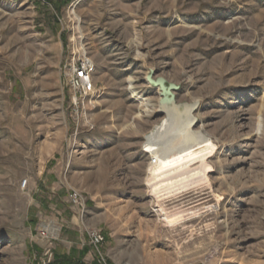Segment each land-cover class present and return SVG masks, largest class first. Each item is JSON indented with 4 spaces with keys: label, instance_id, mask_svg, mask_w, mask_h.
Instances as JSON below:
<instances>
[{
    "label": "rangeland",
    "instance_id": "obj_1",
    "mask_svg": "<svg viewBox=\"0 0 264 264\" xmlns=\"http://www.w3.org/2000/svg\"><path fill=\"white\" fill-rule=\"evenodd\" d=\"M74 2L96 85L78 110ZM149 73L215 144L212 171L163 200L169 219L146 182L167 115ZM45 226L50 264L93 255L88 227L110 264H264V0H0V264H41Z\"/></svg>",
    "mask_w": 264,
    "mask_h": 264
},
{
    "label": "bare ground",
    "instance_id": "obj_2",
    "mask_svg": "<svg viewBox=\"0 0 264 264\" xmlns=\"http://www.w3.org/2000/svg\"><path fill=\"white\" fill-rule=\"evenodd\" d=\"M75 4L71 5L69 12L78 35L72 34L71 41L82 44L81 20L75 13ZM170 94V90L161 91L160 110L167 115L146 134L143 144L144 151L151 156L146 184L151 188L152 197L159 201V211L165 219L171 215L167 213L163 200L170 197V193L201 181V173H210L212 166L209 159L215 153V144L211 139L193 128L195 104H176Z\"/></svg>",
    "mask_w": 264,
    "mask_h": 264
},
{
    "label": "built area",
    "instance_id": "obj_3",
    "mask_svg": "<svg viewBox=\"0 0 264 264\" xmlns=\"http://www.w3.org/2000/svg\"><path fill=\"white\" fill-rule=\"evenodd\" d=\"M23 3H32L34 0H8ZM78 42L73 43L71 41L72 49L70 51L69 58L66 60L63 71L66 77V82L71 93V105L77 110L83 107L84 104L90 102V100L96 94V85L93 78L94 63L87 53L82 51L83 46ZM72 201L81 207L80 211L84 209V199L82 196L74 191L71 194ZM39 236L41 239L47 241V245L43 252L42 258H40L41 264H50L52 261V236H49L48 227H42L39 229ZM86 243L92 247L93 255L89 259H85L82 264H110L105 255L100 251L101 247L105 243V234L100 228L88 227L85 228Z\"/></svg>",
    "mask_w": 264,
    "mask_h": 264
},
{
    "label": "water",
    "instance_id": "obj_4",
    "mask_svg": "<svg viewBox=\"0 0 264 264\" xmlns=\"http://www.w3.org/2000/svg\"><path fill=\"white\" fill-rule=\"evenodd\" d=\"M146 80L148 83H150V85L159 86L162 92H167L168 90L175 88L173 84L165 85L164 80L162 78L153 79L150 73L146 76ZM159 113L163 114V111L160 110Z\"/></svg>",
    "mask_w": 264,
    "mask_h": 264
},
{
    "label": "crops",
    "instance_id": "obj_5",
    "mask_svg": "<svg viewBox=\"0 0 264 264\" xmlns=\"http://www.w3.org/2000/svg\"><path fill=\"white\" fill-rule=\"evenodd\" d=\"M91 257H92V254L91 253L90 254H87L84 258H80L76 263L73 262L71 264H82L85 259H89Z\"/></svg>",
    "mask_w": 264,
    "mask_h": 264
},
{
    "label": "trees",
    "instance_id": "obj_6",
    "mask_svg": "<svg viewBox=\"0 0 264 264\" xmlns=\"http://www.w3.org/2000/svg\"><path fill=\"white\" fill-rule=\"evenodd\" d=\"M63 1H65V0H63Z\"/></svg>",
    "mask_w": 264,
    "mask_h": 264
}]
</instances>
